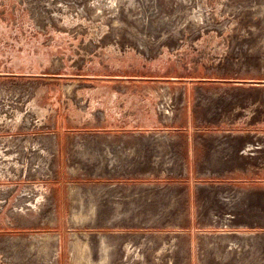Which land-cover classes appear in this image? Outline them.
Wrapping results in <instances>:
<instances>
[{"label":"rangeland","instance_id":"rangeland-1","mask_svg":"<svg viewBox=\"0 0 264 264\" xmlns=\"http://www.w3.org/2000/svg\"><path fill=\"white\" fill-rule=\"evenodd\" d=\"M133 129L152 169L104 177L97 136ZM75 236L82 264H264V0H0V264Z\"/></svg>","mask_w":264,"mask_h":264},{"label":"crops","instance_id":"crops-1","mask_svg":"<svg viewBox=\"0 0 264 264\" xmlns=\"http://www.w3.org/2000/svg\"><path fill=\"white\" fill-rule=\"evenodd\" d=\"M149 100L144 101L143 103H139V105H137L136 103H132L129 104L130 107H128L127 105H125V107H117L114 108L112 110V112L110 111L109 113L105 110L104 115H103V120H105V122L107 121L109 122H119L122 119L118 120V119H114V117H121L124 115V113H126L127 111H137V109H145V111L147 110V113L152 111V105L150 103H148ZM133 107V108H131ZM144 107V108H142ZM122 125V124H120ZM119 125V126H120ZM136 128V127H135ZM134 131L129 134L124 132L123 134H119V135H110V134H103V136L98 135L97 136V140L96 141V155L98 158V166L96 167V170H98V172H100V170H103V172L105 174V176H108L109 174H107L108 172V160L109 158H116L118 159L116 162V160H114V162L116 163L117 168H120V172L126 174L125 176H130L133 173V168H138V170L140 172H148L149 169L151 168V165L149 164L150 162V158H152V140L151 137H149V134H145V136L141 135L140 133H142L141 129H138L137 131L135 129H133ZM84 146V144H82ZM230 146L227 147V145L225 146V160L224 162H221L220 164H218L217 166H220L218 168H221L220 171L223 172H213L210 174H215L218 175L220 177H225L227 178V176H229L228 174L232 175V170L234 168V163L232 160V147H231V143L229 144ZM150 149V151L148 150ZM148 150V151H147ZM94 153V151L91 153V155ZM247 154V153H246ZM223 163V164H222ZM138 166V167H136ZM107 170V171H106ZM107 174V175H106ZM214 175V176H215ZM111 176V175H109ZM213 176V175H212ZM99 189V188H98ZM105 188L103 187V190ZM109 192V191H108ZM107 192V193H108ZM134 195L136 196L138 191H134ZM102 201H100V204H102V206H100V208L103 209V212L108 210L106 209V204L107 199H105V190L102 192ZM148 196V195H147ZM139 198H135V203L138 204V206H143V199L141 198L138 202L136 200H138ZM232 199V196L230 197H226L225 200L226 202L231 206L232 205V201L228 202ZM152 200V198H151ZM106 201V202H105ZM146 202H148V200H145ZM99 203V202H98ZM115 203V202H114ZM226 203V205H227ZM131 204H129L130 206ZM129 206L126 207V209L124 210H129ZM149 209V208H148ZM147 210V209H146ZM150 210H152V202L150 204ZM103 228L106 227V224H102ZM117 240H120L119 244L117 246H113V252L115 253L117 251L118 254H123L124 251H126L128 249V246L131 245L132 243H140L141 245H144L145 242L142 241H138V239H121V238H116ZM133 239V240H132ZM230 239V243L236 242L235 240H233V238H229ZM106 238L102 237L100 239H98V253H103L105 254V251H109L110 246L108 243H106ZM114 240V239H113ZM241 240H243V238H241ZM242 242V241H241ZM113 244H115V241H112ZM147 248L144 249V251L146 252ZM123 251V252H122Z\"/></svg>","mask_w":264,"mask_h":264},{"label":"bare ground","instance_id":"bare-ground-1","mask_svg":"<svg viewBox=\"0 0 264 264\" xmlns=\"http://www.w3.org/2000/svg\"><path fill=\"white\" fill-rule=\"evenodd\" d=\"M262 147V146H261ZM250 150V149H249ZM246 153V152H245ZM79 190H81V189H79V187H76V188H71V194L73 195V196H77L81 191H79ZM82 195V194H81ZM79 197V196H78ZM77 198V197H76ZM78 211L79 210H77V209H74V213H73V215H77L78 214ZM74 216V217H75ZM75 239H76V241L73 243V252H74V254H75V259H76V262H75V264H82L81 263V261H80V257H79V255H78V253H79V251H80V246H79V242H78V240H77V238H76V236H75Z\"/></svg>","mask_w":264,"mask_h":264},{"label":"built area","instance_id":"built-area-1","mask_svg":"<svg viewBox=\"0 0 264 264\" xmlns=\"http://www.w3.org/2000/svg\"><path fill=\"white\" fill-rule=\"evenodd\" d=\"M228 218L230 217V215L227 216Z\"/></svg>","mask_w":264,"mask_h":264}]
</instances>
